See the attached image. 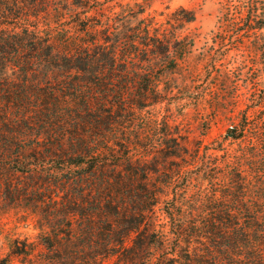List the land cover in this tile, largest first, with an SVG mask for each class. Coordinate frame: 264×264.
<instances>
[{
	"label": "trees",
	"instance_id": "obj_1",
	"mask_svg": "<svg viewBox=\"0 0 264 264\" xmlns=\"http://www.w3.org/2000/svg\"><path fill=\"white\" fill-rule=\"evenodd\" d=\"M93 1L0 0V170L14 165L23 174L34 173L39 166L26 162L27 155L45 158L46 149L62 158L63 172H77L63 181L67 200L75 198L67 193L69 185L87 181L91 190L78 196L91 198L96 188L108 206L110 189L117 185L122 194L115 221L124 223L128 264H264V99L252 118L246 113L228 127L226 137L239 141L237 150L208 153L200 145L190 150L174 136L172 146L161 149L165 170L139 169L133 164V147L124 142V110L134 112L151 103L153 75L177 66L179 57H170L169 48L187 37L164 21L142 17L133 28L135 37L114 33L112 41L107 34L97 39ZM232 1H221L227 20L247 24L257 34L264 29L262 1L238 0L233 11ZM179 12L187 22L196 18L193 10ZM54 14L58 21L73 22L71 32L61 29L60 40L48 19ZM141 75L147 80L143 88L137 85ZM123 152L128 169L114 170L111 176L110 167L121 166L111 158ZM138 157L135 162L142 161ZM184 168L195 170L192 180L200 182L195 187L200 198L189 204L179 191L190 190L191 184L180 190L173 185ZM153 175L167 179L159 185ZM162 203L170 235L155 228V207ZM104 213H97L100 219ZM94 218L86 213L88 225L82 229L91 242ZM101 254L77 264H101Z\"/></svg>",
	"mask_w": 264,
	"mask_h": 264
},
{
	"label": "rangeland",
	"instance_id": "obj_2",
	"mask_svg": "<svg viewBox=\"0 0 264 264\" xmlns=\"http://www.w3.org/2000/svg\"><path fill=\"white\" fill-rule=\"evenodd\" d=\"M221 1L94 0L92 3L93 23L97 28L94 37L97 39L107 34V39L112 41L116 38L114 33L122 38L124 34L126 38L129 35L135 37L137 31L133 28L142 17L164 21L172 31L177 29L187 37L185 42L169 48L170 57H179L177 66L166 71L157 70L153 75L151 103L134 112L124 110V142L133 147V164L140 165L139 169L147 165L165 170L166 160L161 158V149L172 146L171 137L174 136L190 150L200 145L201 151L209 148L208 153H222L225 148L235 151L239 141L227 139L228 127L246 113L252 118L260 109L264 99V46L259 45L264 44V29L257 34L247 24L227 20L230 18L224 16ZM260 1L264 3V0ZM238 4V0L231 2L232 11ZM260 7H264L261 2ZM180 8L193 10L195 20H182L183 13H177ZM141 9L145 10L143 14H139ZM57 18H60L57 14L48 15L60 40L64 35L61 29L71 32L73 22L64 18L58 21ZM138 57L143 61V52ZM146 84L147 80L141 75L137 85L143 88ZM132 95L135 93L129 94L128 98ZM43 153L46 157L39 159L33 154L27 155L26 162L39 166L34 173L23 174L14 165L0 170V264H77L81 259L91 261L97 253H102L101 264H128L124 262V251L128 247V243L124 245V223L115 221L120 211L116 209L119 206L117 197L122 194L117 185L110 189L112 198L108 206L105 203L108 199L102 200L96 188L91 198L78 196L79 191L87 194L91 190L93 184L87 181L82 185L72 181L74 184L68 186L67 193L75 198L67 200L63 181L77 172H63L62 158L52 157L46 149ZM140 155L142 161L145 155V162L134 161ZM126 157L123 152L122 156L111 158L112 162L121 164L114 169L110 167L111 176L115 175L114 170L125 172L128 169ZM195 174V170L184 168L173 184L174 190L188 188L191 184L190 190L179 191V194L187 195L185 204L200 198L195 192L200 182L192 180ZM4 179L9 180V185ZM163 179L167 178L161 175L153 182L160 185ZM165 207L164 203L155 207V228L170 235ZM101 210L105 212L102 220L97 214ZM88 212L95 216L93 242L82 230L88 225L85 220ZM106 215L111 222L104 221L109 218Z\"/></svg>",
	"mask_w": 264,
	"mask_h": 264
}]
</instances>
